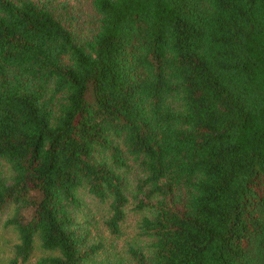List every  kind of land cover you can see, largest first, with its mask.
<instances>
[{
	"label": "trees",
	"instance_id": "16d2710c",
	"mask_svg": "<svg viewBox=\"0 0 264 264\" xmlns=\"http://www.w3.org/2000/svg\"><path fill=\"white\" fill-rule=\"evenodd\" d=\"M0 0V215L10 264H96L85 197L127 258L264 264V0Z\"/></svg>",
	"mask_w": 264,
	"mask_h": 264
},
{
	"label": "rangeland",
	"instance_id": "374dc122",
	"mask_svg": "<svg viewBox=\"0 0 264 264\" xmlns=\"http://www.w3.org/2000/svg\"><path fill=\"white\" fill-rule=\"evenodd\" d=\"M57 13L62 16L74 29L79 30L83 34H88L95 28L94 11L91 7L90 0H52ZM85 210L83 219L89 223L92 239L102 242L104 248L100 256L97 258L96 264H107L116 260H124L127 258V249L129 244L138 241L137 227L142 215L133 208H129L128 216L121 227V234L115 236L111 234L105 225L109 220L110 206L108 203H100L99 201L85 197ZM13 215V209L6 210L0 215V264H10L14 257V248L18 243V235L12 227L6 225L7 220ZM41 249L38 243L33 253V257L27 264H37L38 261L47 255Z\"/></svg>",
	"mask_w": 264,
	"mask_h": 264
}]
</instances>
